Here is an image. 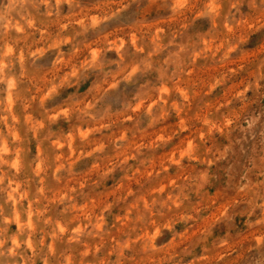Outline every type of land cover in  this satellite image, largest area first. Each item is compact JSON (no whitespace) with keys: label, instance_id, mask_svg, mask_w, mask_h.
<instances>
[{"label":"clouds","instance_id":"9594fccd","mask_svg":"<svg viewBox=\"0 0 264 264\" xmlns=\"http://www.w3.org/2000/svg\"><path fill=\"white\" fill-rule=\"evenodd\" d=\"M0 264H264V0H0Z\"/></svg>","mask_w":264,"mask_h":264}]
</instances>
